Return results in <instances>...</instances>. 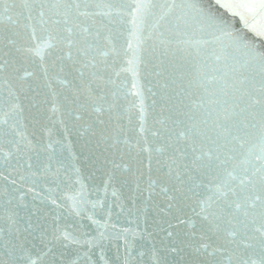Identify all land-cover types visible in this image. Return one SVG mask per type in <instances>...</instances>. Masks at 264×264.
Here are the masks:
<instances>
[{
  "label": "water",
  "instance_id": "95a60500",
  "mask_svg": "<svg viewBox=\"0 0 264 264\" xmlns=\"http://www.w3.org/2000/svg\"><path fill=\"white\" fill-rule=\"evenodd\" d=\"M76 2L86 15L73 6L67 25L57 0L0 3V261L47 264L37 253L51 248L62 264H217L225 244L219 264L236 252L261 264L259 209L245 218L208 181L226 157L228 171L255 162L262 0H151L138 14L137 0ZM66 233L79 243L64 248Z\"/></svg>",
  "mask_w": 264,
  "mask_h": 264
},
{
  "label": "snow or ice",
  "instance_id": "6c2138e0",
  "mask_svg": "<svg viewBox=\"0 0 264 264\" xmlns=\"http://www.w3.org/2000/svg\"><path fill=\"white\" fill-rule=\"evenodd\" d=\"M0 3H3V0H0ZM217 5L221 8L225 9H233V8H255L257 5L253 4H233L228 2H221V0H216ZM24 6L29 7L28 0H24ZM57 8H64L65 11L63 12L64 20L63 23L67 25L70 22L71 19V11L73 9V6L77 10L78 14H84L86 13H79V9L81 5L76 2V0H71V2H67V0H57V4L55 5ZM108 7H111V5H107ZM151 0H137V2L134 5H130V7L133 9L134 14L140 13L142 10L152 7ZM45 5L41 4V11L39 13L40 17L43 18L45 16V12L43 11ZM258 7L262 10H264V0L258 5ZM234 15H240V19L245 23V26H248V22L245 19V17L239 13H234ZM11 19V17H9ZM2 22V21H0ZM133 23H135V19L133 20ZM79 27V25L73 24L72 28L66 29L69 33L68 37L66 39L68 40V44L70 46L69 50V56H71V47L75 46L79 43H81L78 39H74V36H78L77 33L74 32V29ZM256 37L260 39L261 47H264V30H257L255 27L251 29ZM84 31H88V29H85ZM99 35V33H97ZM252 44V47L255 48L256 44L254 42H250ZM50 46V45H48ZM19 51V50H18ZM26 51L31 52L33 55H41L42 48L40 45H36L34 48L27 49ZM77 52H82L84 55L87 54V49L78 47ZM261 58H264V51H259L257 53ZM98 63L96 61V57L93 56L91 60H88L85 63V67H90L92 69H96L92 73V77L94 80H99L100 77L98 75L100 69L98 68ZM4 68L3 64H0V71H2ZM93 79H90L88 82H82L83 90L88 94V98H93V93L95 89L92 88ZM97 87H99V84H97ZM251 107L259 106L260 116H261V124H260V135L257 138L258 139V145L256 146L258 148V151L255 153V162L250 161L249 167L242 168L240 171H237V165L232 164V171H228L227 166L232 163L231 157H226L224 160L221 161L220 171H218L215 176H213L211 179H209V183H215L216 184V190L221 191V189H227V191L224 193V195H227L228 192L233 193L235 196L238 197V202L233 201L235 204V208L237 210H242L243 215L245 218H247L250 214L255 213V210L258 208L259 211L257 213L258 215V227H256L255 231L259 232L261 236H264V82L260 83L259 88L255 89V93L251 94ZM4 116H7L8 113H4ZM6 122V121H4ZM155 135V133H153ZM183 135V133H181ZM243 147V144L241 145ZM147 151V149H145ZM195 151V149H194ZM204 155H209L208 153H204ZM211 158V157H210ZM215 159L220 160V156L217 155ZM226 173V175H224ZM219 181V183H216ZM238 181V182H237ZM215 201L210 196L208 197L207 201H204L203 204L204 207L201 208V213H206L204 216L205 220H208L209 216H215V212L212 210L213 204ZM235 218V217H233ZM231 223V221H228ZM253 222L255 223V216L253 219ZM240 223H244V221H240ZM218 230V229H217ZM234 235V233H233ZM57 239H60L57 237ZM211 239V237H209ZM63 240L67 241L68 243L64 244L63 247L67 248L69 244H77L79 241H77L75 238H71L69 234L63 235ZM211 244H204L203 247L205 249L211 247ZM225 248V244H218L214 249L212 253H209V255H213V259L219 264V257L224 255V252L222 251ZM127 251V250H126ZM130 255V253H128ZM219 254V255H216ZM65 253L61 252L59 254H56L53 252L51 248H48L47 251L38 252L37 256L38 259L43 260L45 257L48 258L47 264H62V259L64 257ZM142 255V254H141ZM18 259L20 260H27L29 264H37L36 260H32L31 255H22ZM230 264L234 262V264H257L255 260H251V258H245V256L241 253H233L228 257ZM0 264H3L2 261H0ZM71 264H75V262H71ZM127 264V261L125 262ZM261 264H264V257L261 258Z\"/></svg>",
  "mask_w": 264,
  "mask_h": 264
}]
</instances>
